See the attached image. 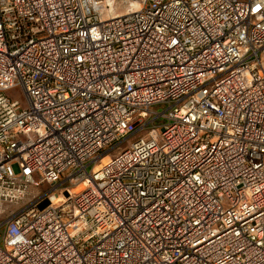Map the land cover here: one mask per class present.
Returning a JSON list of instances; mask_svg holds the SVG:
<instances>
[{
    "label": "built area",
    "instance_id": "2783aa9c",
    "mask_svg": "<svg viewBox=\"0 0 264 264\" xmlns=\"http://www.w3.org/2000/svg\"><path fill=\"white\" fill-rule=\"evenodd\" d=\"M136 1L0 0V264H264V0Z\"/></svg>",
    "mask_w": 264,
    "mask_h": 264
},
{
    "label": "rangeland",
    "instance_id": "374dc122",
    "mask_svg": "<svg viewBox=\"0 0 264 264\" xmlns=\"http://www.w3.org/2000/svg\"><path fill=\"white\" fill-rule=\"evenodd\" d=\"M131 1L132 0H110L109 15L112 17L121 15L129 9ZM5 94L13 98L14 100H17L22 108L26 107L24 95L19 88L6 90ZM128 144L129 142L124 143L121 148H124ZM47 188V185L30 187V193L20 199L0 201V224L13 214L30 206L31 203H33V201L36 199V197Z\"/></svg>",
    "mask_w": 264,
    "mask_h": 264
},
{
    "label": "bare ground",
    "instance_id": "6f19581e",
    "mask_svg": "<svg viewBox=\"0 0 264 264\" xmlns=\"http://www.w3.org/2000/svg\"><path fill=\"white\" fill-rule=\"evenodd\" d=\"M107 5L109 6V8H108V13H107V17H112V16H110L109 15V12H110V0H107ZM138 7H139V5H138V2L136 1V0H132L131 2H130V7H129V9H131V10H135V9H138ZM128 9V11H130ZM108 159V157H103L102 159H101V162H99L98 164H96L93 168H94V170H96L99 166H100V164L101 163H104L106 160ZM85 187V184H81V185H78L76 188H75V190H74V192H77V191H80L81 189H83Z\"/></svg>",
    "mask_w": 264,
    "mask_h": 264
}]
</instances>
